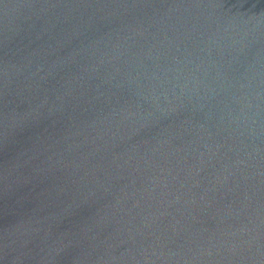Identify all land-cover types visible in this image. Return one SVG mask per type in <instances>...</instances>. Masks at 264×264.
Returning a JSON list of instances; mask_svg holds the SVG:
<instances>
[{"label":"water","instance_id":"1","mask_svg":"<svg viewBox=\"0 0 264 264\" xmlns=\"http://www.w3.org/2000/svg\"><path fill=\"white\" fill-rule=\"evenodd\" d=\"M0 264H264V0H0Z\"/></svg>","mask_w":264,"mask_h":264}]
</instances>
